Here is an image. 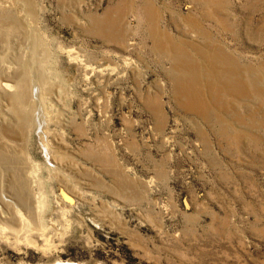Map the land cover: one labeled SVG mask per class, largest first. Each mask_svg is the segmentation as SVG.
<instances>
[{"label": "rangeland", "instance_id": "obj_1", "mask_svg": "<svg viewBox=\"0 0 264 264\" xmlns=\"http://www.w3.org/2000/svg\"><path fill=\"white\" fill-rule=\"evenodd\" d=\"M144 1L0 0V264H264V0Z\"/></svg>", "mask_w": 264, "mask_h": 264}, {"label": "bare ground", "instance_id": "obj_2", "mask_svg": "<svg viewBox=\"0 0 264 264\" xmlns=\"http://www.w3.org/2000/svg\"><path fill=\"white\" fill-rule=\"evenodd\" d=\"M134 1V0H133ZM144 1V0H143ZM199 1V0H198ZM201 1H203V2H205V0H201ZM207 1H209V0H207ZM126 2H127V0H126ZM126 2H125V4H126ZM150 2V1H149ZM147 0H145L144 1V4H143V6H142V12L144 13V15H145V21L147 20V22H149V23H153V19H155V22H156V17L154 18V16L155 15H157V14H155L154 12V8L150 5V3H149ZM211 2V1H210ZM214 2V1H213ZM134 3V2H133ZM132 3V4H133ZM152 3H154V1L152 2ZM153 5V4H152ZM133 6V5H132ZM154 7H155V5H154ZM118 8V7H117ZM125 8V7H124ZM157 8H159V7H157ZM156 8V9H157ZM194 8V7H193ZM129 9V8H128ZM113 10H115V9H113ZM127 10V9H126ZM122 11V10H121ZM158 17H160V15L158 16ZM158 17H157V19H158ZM108 20V19H107ZM107 20H105V21H107ZM110 20V19H109ZM111 22H113L112 20H111ZM111 22H110V24H111ZM104 23V22H103ZM102 24V23H101ZM109 24V25H110ZM116 24H117V22H116ZM124 24V23H123ZM120 25V24H119ZM118 25V26H119ZM107 26H108V24H107ZM106 26V27H107ZM117 26V27H118ZM122 26V25H121ZM109 27V26H108ZM111 27V26H110ZM114 27V26H113ZM103 28H104V25H103ZM115 28V27H114ZM113 28V29H114ZM120 28V26L117 28V29H119ZM149 28V27H148ZM106 29H108V28H106ZM110 29V28H109ZM112 29V28H111ZM112 29V30H113ZM116 29V30H117ZM197 29V28H196ZM158 30V29H157ZM100 31V30H99ZM103 31V30H102ZM101 31V32H102ZM159 31V30H158ZM113 32H115V30L113 31ZM149 32V34H150V38H151V40H152V49L154 50V51H156V53L157 52H160L161 54H166L169 58H171L170 60H173L174 61V66L172 65V70L174 71V72H176V73H179L180 75H182L183 77H184V75L187 77L188 75H193L192 77H195L194 76V74H196V73H194V72H196V71H198L199 69L198 68H195V67H197L196 65H198L199 66V61L200 60H202V61H205V63L207 62H209V61H220V60H226L224 57H221V56H223L222 54L220 55V53L217 51V50H215V48H213V49H206V48H201V47H199V46H197L196 44H193L192 42H190V41H188V40H186V39H181V40H179V42L178 43H174V44H172V43H170L169 41H166V38L164 37V35H162V34H160L159 32H157L156 31V28H155V26H154V24H152L151 25V27H150V30L148 31ZM123 33V32H122ZM109 35V34H108ZM107 35V36H108ZM201 36V35H200ZM203 37H205L204 35H203ZM202 36H201V38H203ZM205 38H207L208 39V37H207V35H206V37ZM205 38H204V40H205ZM216 46V45H215ZM210 48V47H209ZM217 49V48H216ZM189 51H191V52H189ZM165 57V56H164ZM189 58H194V59H199V63L198 64H191V62H189L188 64L185 62V63H183V61H184V59H189ZM182 60L183 59V61H179L178 63H177V60ZM230 60V59H229ZM232 60V59H231ZM188 61V60H187ZM190 61H191V59H190ZM218 61V62H219ZM210 62V63H211ZM222 62V61H221ZM224 62V61H223ZM230 62V61H229ZM203 63V62H202ZM214 63H216V62H214ZM213 63V64H214ZM228 63V62H227ZM217 65H218V63H216ZM220 64V63H219ZM201 65V64H200ZM208 65V64H207ZM216 65V66H217ZM224 65V63L222 64V66ZM229 65H232L231 64V62H230V64ZM234 65V64H233ZM232 65V66H233ZM221 66V65H220ZM225 66H228L227 64H225ZM229 67V66H228ZM228 67H226V68H228ZM234 67H235V65H234ZM205 68H206V72H205V75L206 76H209L210 78H216V80L220 77H222V76H220V75H226V76H228L227 78H229V81H231L230 80V76L232 75L233 76V73L236 71L237 72V69H235V71H234V69H233V67H232V69H227L228 71H226V69H225V72L226 73H224V71H223V73H221V71H222V67L220 68L221 69V71H220V69H217L218 67H216L215 68V66H213L212 64L211 65H208V66H206V67H203V69L205 70ZM201 69V68H200ZM224 69V68H223ZM230 71V72H229ZM234 71V72H233ZM240 71V70H239ZM241 72V71H240ZM239 72V73H240ZM192 73H194V74H192ZM198 74V73H197ZM237 74V73H236ZM236 74H234V75H236ZM204 75V74H203ZM238 75V74H237ZM189 76V77H190ZM219 76V77H218ZM231 76V77H232ZM218 77V78H217ZM188 78V77H187ZM212 78V79H213ZM219 78V79H220ZM226 78V77H225ZM227 78H226V80H227ZM236 78V77H235ZM242 78V77H241ZM218 79V80H219ZM17 80V79H16ZM226 80L224 81V82H226ZM234 80V79H233ZM2 83L3 82H5L4 80L3 81H1ZM11 82V81H10ZM14 82V81H13ZM200 82V81H199ZM211 82H213V80L211 81ZM223 82V81H222ZM240 82V81H239ZM229 83H232V81L231 82H228V84ZM235 83H236V85H235ZM234 84H230L233 88H234V86L236 87L238 84H237V79H236V82H235ZM12 84V83H11ZM202 84V83H201ZM208 84H209V82H208ZM215 85L217 84V83H214ZM218 84H220V83H218ZM222 84V83H221ZM227 84V83H226ZM225 84V85H226ZM244 84V83H243ZM10 85V84H9ZM14 85H16V84H14ZM18 85V84H17ZM204 85V84H203ZM207 85V84H206ZM211 86H212V83L210 84ZM229 85V86H230ZM239 85H242L241 84V82H240V84ZM1 86L2 87H4L5 86V84L3 85V84H1ZM0 86V87H1ZM1 87V88H2ZM11 87H12V85H11ZM15 87V86H14ZM201 87H202V85H201ZM200 87V88H201ZM222 87H223V84H222ZM247 87V86H246ZM10 88V87H9ZM8 88V89H9ZM188 88V87H187ZM207 88H209L208 86H207ZM218 89H219V87H217ZM221 88V87H220ZM228 86H225V88H223V90L224 91H228ZM232 88V89H233ZM238 88V87H237ZM241 88V87H240ZM213 89H215V88H213ZM235 89V88H234ZM233 89V90H234ZM242 90L244 89V87L243 88H241ZM246 89V88H245ZM0 90H2V89H0ZM7 90V88L5 89V91ZM21 91H22V89H20ZM184 89H182L181 91H183ZM232 90V91H233ZM199 91V90H198ZM215 91V90H214ZM239 91V90H238ZM1 92V91H0ZM213 92V91H212ZM221 92H223L222 90H221ZM230 92V91H229ZM240 92V91H239ZM245 92H246V90H245ZM9 93V92H8ZM198 93V92H197ZM197 93H195L194 92V94L192 93V92H189L188 90L187 91H183V95L186 97V100H185V103H186V108H188L189 110L190 109H192L193 110V108H194V110L196 111V112H201L202 110H204L203 108H204V102L202 103V100L200 101L199 99H198V97L196 96V94ZM217 94L219 93V91L218 92H216ZM234 93V92H233ZM240 93H242V91L240 92ZM10 94V93H9ZM231 94V93H230ZM235 94H236V91H235ZM2 95H3V93H2ZM11 95V94H10ZM13 95V94H12ZM200 95V94H199ZM242 95V94H241ZM243 96V95H242ZM183 97V96H182ZM9 98V97H8ZM15 99V98H14ZM207 101V100H206ZM217 101V100H216ZM203 104V105H202ZM14 105V104H13ZM18 105V104H17ZM209 105V104H208ZM211 106V105H210ZM193 110V111H194ZM202 113V112H201ZM204 113V112H203ZM1 150V149H0Z\"/></svg>", "mask_w": 264, "mask_h": 264}, {"label": "water", "instance_id": "obj_3", "mask_svg": "<svg viewBox=\"0 0 264 264\" xmlns=\"http://www.w3.org/2000/svg\"><path fill=\"white\" fill-rule=\"evenodd\" d=\"M58 264V263H57ZM61 264H64V263H61Z\"/></svg>", "mask_w": 264, "mask_h": 264}]
</instances>
